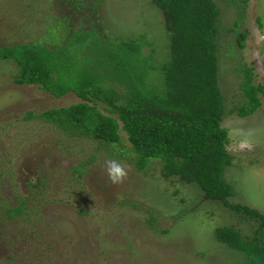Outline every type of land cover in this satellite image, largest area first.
I'll return each instance as SVG.
<instances>
[{
    "label": "rangeland",
    "instance_id": "rangeland-1",
    "mask_svg": "<svg viewBox=\"0 0 264 264\" xmlns=\"http://www.w3.org/2000/svg\"><path fill=\"white\" fill-rule=\"evenodd\" d=\"M212 2L217 10L216 84L223 110L219 123L226 130L230 157L221 174L231 191L227 202L264 217V95H258L259 106L251 114H235L243 100L240 68L250 67L251 83L264 89V0ZM93 3L0 0V45L41 38L55 20L54 28L65 30L66 36L91 24L112 38L141 34L146 43L140 52L147 55V64L166 59L161 17L148 0H101L97 23L89 18ZM237 34L243 35L240 43ZM15 71L12 61L0 60V264L245 263L241 253L216 243L213 231L229 227L247 239L256 220L202 199L194 184L161 178L157 161L136 171L120 130L119 143L108 147L67 138L41 119L27 118V112L38 114L78 99L72 93L53 98L35 85H15ZM156 74L147 70L146 81L158 84ZM109 159L130 166L122 184L108 180ZM19 201L21 212L9 215Z\"/></svg>",
    "mask_w": 264,
    "mask_h": 264
},
{
    "label": "trees",
    "instance_id": "trees-1",
    "mask_svg": "<svg viewBox=\"0 0 264 264\" xmlns=\"http://www.w3.org/2000/svg\"><path fill=\"white\" fill-rule=\"evenodd\" d=\"M100 2L94 0L89 7L91 23L98 22L95 10ZM148 2L158 10L166 36L167 57L157 65L150 67L147 55L140 52L146 43L141 34L125 40L112 38L91 24L66 36L65 30L54 28L55 20L41 38L0 45V60L14 63L13 84L35 85L53 98L72 93L78 99L38 114L27 112V118L41 119L67 138L108 147L119 143L120 130L136 171L157 161L161 178L194 184L202 199L256 220L247 239L224 226L214 229L213 238L241 253L244 264H264V217L227 202L231 191L221 175L230 157L225 150L226 130L219 123L223 110L213 43L216 7L212 0ZM242 37L237 34L236 41L240 43ZM261 68L264 71V58ZM149 69L156 71L158 84L146 81ZM240 70L238 88L243 100L235 114L245 117L258 108V95H264V89L251 83L250 67ZM80 168L81 164L74 170ZM21 207L19 201L8 214L20 213Z\"/></svg>",
    "mask_w": 264,
    "mask_h": 264
},
{
    "label": "clouds",
    "instance_id": "clouds-1",
    "mask_svg": "<svg viewBox=\"0 0 264 264\" xmlns=\"http://www.w3.org/2000/svg\"><path fill=\"white\" fill-rule=\"evenodd\" d=\"M108 180L112 184H122L128 178L130 166L115 159L105 161Z\"/></svg>",
    "mask_w": 264,
    "mask_h": 264
}]
</instances>
